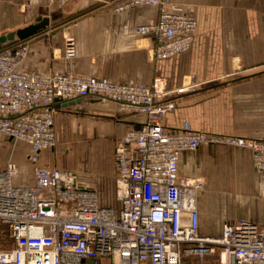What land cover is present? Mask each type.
Listing matches in <instances>:
<instances>
[{
  "label": "built area",
  "instance_id": "built-area-1",
  "mask_svg": "<svg viewBox=\"0 0 264 264\" xmlns=\"http://www.w3.org/2000/svg\"><path fill=\"white\" fill-rule=\"evenodd\" d=\"M137 7L158 11L154 22L135 28L136 35L152 40V61L170 60L191 48L197 22L181 5L120 0L112 11ZM27 52L24 41L0 48V142L27 144L33 174L31 186H17V164L8 160L0 172V225L10 241L0 250V264H183L192 257L201 264L206 257L217 264H264V226L230 221L217 237L202 236L197 198L204 185L178 173L183 152L219 144L248 150L253 168L264 174V141L167 129L165 116L191 87L167 90L163 78L141 85L18 72ZM75 57V40L66 36L63 58ZM84 98L114 103L120 112L146 119L113 151L117 208L102 207L97 192L76 173L36 166L38 154L55 147L56 107Z\"/></svg>",
  "mask_w": 264,
  "mask_h": 264
},
{
  "label": "crops",
  "instance_id": "crops-1",
  "mask_svg": "<svg viewBox=\"0 0 264 264\" xmlns=\"http://www.w3.org/2000/svg\"><path fill=\"white\" fill-rule=\"evenodd\" d=\"M119 1L0 0V35L33 24L37 15L53 19L47 29L24 41L28 52L18 72L66 73L141 85L163 78L167 90L191 87L175 99L174 112L165 116L167 129L264 141V0H165L181 5L197 22L191 48L165 61H152V40L135 34L136 27L156 20L157 9L113 13ZM66 36L75 40L76 57L71 61L63 58ZM56 108L55 138L59 131L61 136L94 141L90 150L97 158L90 171L81 174L68 165L61 167L65 164L54 147L38 154L36 166L76 173L81 183L97 192L102 207L117 208L113 151L127 131L145 123V117L122 113L116 104L93 98ZM69 117L78 125L71 133L65 129ZM3 143L10 153L0 172L11 160L20 169L14 184L31 186L29 146L6 140L0 146ZM178 173L204 185L197 198L202 236L217 237L223 223L230 221L264 226V174L253 168L248 150L201 145L180 155ZM102 191L112 193L113 204L100 198Z\"/></svg>",
  "mask_w": 264,
  "mask_h": 264
},
{
  "label": "rangeland",
  "instance_id": "rangeland-1",
  "mask_svg": "<svg viewBox=\"0 0 264 264\" xmlns=\"http://www.w3.org/2000/svg\"><path fill=\"white\" fill-rule=\"evenodd\" d=\"M66 121L67 123L65 125V129L68 131V133H71L75 127H78L75 122V118L69 117ZM93 142L94 141H87L70 134L61 136L59 131H57V138H55V148L58 154V160H61V162L63 161L65 164L64 166L62 163H60V166L66 167V165H68V168H72L81 174L86 171H90V167L93 166L97 158L96 154L90 150ZM3 144L0 146V169L8 159L10 153V147L5 143ZM18 154L20 155V153ZM99 196L103 201L113 204L111 192L102 191L100 192ZM9 246L10 241L8 239L7 230L3 225H0V250L8 248ZM183 264H201V262L197 258L192 257L185 259ZM203 264H217V262L214 257H206Z\"/></svg>",
  "mask_w": 264,
  "mask_h": 264
},
{
  "label": "water",
  "instance_id": "water-1",
  "mask_svg": "<svg viewBox=\"0 0 264 264\" xmlns=\"http://www.w3.org/2000/svg\"><path fill=\"white\" fill-rule=\"evenodd\" d=\"M55 18V15L52 17ZM53 19L50 18H42L40 15L35 17V22L31 25H28L22 29H18L14 32L7 33L5 35L0 36V48L6 46L7 44L13 43L15 41H25L38 33L47 29L52 23ZM80 100L75 102H69L67 104H63V106H72L75 103H79Z\"/></svg>",
  "mask_w": 264,
  "mask_h": 264
}]
</instances>
